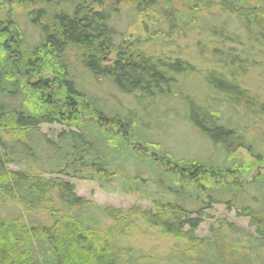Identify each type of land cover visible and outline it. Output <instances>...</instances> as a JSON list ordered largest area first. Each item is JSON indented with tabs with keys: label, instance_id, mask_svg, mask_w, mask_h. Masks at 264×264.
<instances>
[{
	"label": "trees",
	"instance_id": "1",
	"mask_svg": "<svg viewBox=\"0 0 264 264\" xmlns=\"http://www.w3.org/2000/svg\"><path fill=\"white\" fill-rule=\"evenodd\" d=\"M121 1L132 5L135 20L118 44L109 26L113 10L45 0L23 24L0 3V211L18 205L0 215V264H143L123 244L138 220L184 241L171 252L173 264H259L264 174L249 183L235 177L264 166V132L248 139L250 127L264 121L263 96L242 81L253 66L264 68L256 60L264 58V0ZM214 8L228 18L206 33L217 41L211 54L221 69L204 74L209 94L199 99L189 83L197 68L169 63L145 45L182 34ZM175 109L220 152L218 161L177 157L146 132L145 117L174 118ZM55 124L64 130L42 132ZM140 164L146 174L136 172ZM60 175L150 200L153 209L124 215L101 207ZM249 188L256 195L249 197ZM222 203L249 217L256 234L221 220L211 238L198 237L206 211ZM37 211H45L44 222L26 219Z\"/></svg>",
	"mask_w": 264,
	"mask_h": 264
},
{
	"label": "rangeland",
	"instance_id": "2",
	"mask_svg": "<svg viewBox=\"0 0 264 264\" xmlns=\"http://www.w3.org/2000/svg\"><path fill=\"white\" fill-rule=\"evenodd\" d=\"M45 0H0L3 3L4 12L13 8L15 14L18 15L21 23L26 22V17L34 16V10L39 8H46L44 3ZM61 0H58V7H61ZM79 1V0H78ZM85 5H90L95 10H113L114 13L110 16L109 26L117 30V34L114 35V40L118 44L121 42L122 35L128 29L130 24L135 20L132 14V5H122L121 0H84ZM220 2L221 0H215ZM69 1H66L67 3ZM71 2V0H70ZM64 3V4H65ZM57 4V3H56ZM70 4V3H69ZM64 5L65 9H70L71 5ZM258 5H260L258 3ZM57 7V8H58ZM215 14H219L220 17L217 19ZM228 18L224 14L220 13L219 8H214L208 13H204L198 19L196 25L189 26L182 34L175 31L171 36L163 37H152L147 41L145 48L149 53L159 56V54L166 55V61L174 63L176 60L192 63L197 68L196 73L189 77V83L193 84L194 90L199 91V99L201 95L209 94L204 84V74H207L210 69H221L220 66L216 65L215 59L212 57V50L217 45V41H214L213 36H209L207 27L218 26L224 24ZM27 25V26H25ZM27 32L33 33L34 28L31 25L25 24ZM237 24H230L229 29L231 31H237ZM33 35V34H32ZM154 36V35H153ZM36 40V33L34 32L33 41ZM239 47V46H238ZM263 55L256 57V60L260 63L264 62ZM116 58V53L111 54L105 59V63L112 64ZM47 71V69H46ZM46 76L49 72L44 73ZM244 85L258 91L263 97L264 101V68L262 66H253L246 77L242 79ZM95 89V87H93ZM106 97V96H105ZM124 98V97H122ZM105 99V98H104ZM124 101V100H123ZM126 102V101H125ZM128 105V104H127ZM131 105V104H130ZM173 105V104H171ZM169 108V106H168ZM173 108V106H172ZM174 109V108H173ZM175 109L170 116L162 117L159 120H152L151 117H145V129L146 132L151 133L156 139L163 140L167 149L173 152L177 157L186 158H198L206 161H218L220 152L212 146L209 140L205 139L202 135L198 134V130L193 127L190 123L185 121L182 116ZM159 115V112H155V115ZM82 118L89 120L91 116L82 113ZM154 116V115H153ZM178 119V120H177ZM152 120V124L150 123ZM142 124H139L141 127ZM143 128V126H142ZM252 130L249 132L248 139L255 135L264 132V121L258 120V124L250 127ZM42 132L50 134L49 132L59 133L64 130L61 125H42ZM254 130V131H253ZM145 132V131H144ZM148 134V133H147ZM259 149H264V144ZM136 172L139 174H146L148 172L147 166L140 164L137 166ZM11 169L17 170L18 166L12 165ZM259 174H264V166L257 164L250 169L249 174L241 175V177H235V180L241 183H249L254 180ZM57 176V175H55ZM64 179L72 182L75 185L76 194L80 197H84L87 200L94 201L101 207H112L121 209L122 214L126 215L134 208L136 209H153L150 200L139 199L129 193L121 192L117 190L115 192H107L101 189L97 182L92 180H84L78 178H70L66 175H60ZM226 179V178H225ZM249 197H253L256 193L253 188L248 189ZM18 205H13L10 208L2 209L0 215L11 213ZM207 216L204 218L202 224L196 231L198 237H209L213 235L211 229L218 228L219 221L224 220L228 223L234 224L238 228L245 230L247 233L256 234V228L250 225V218L240 214V210L231 205L222 203L217 204L208 209ZM32 218V219H31ZM28 221L34 220L44 222L47 219L45 211L33 212L31 217L26 218ZM134 219V217H133ZM108 225L114 224V220H107ZM137 225V227H135ZM136 225H132L128 234L123 238V244L132 248V256L138 258L143 264H173V258L171 252L174 249H180L183 240H178L173 236H167L159 232L157 229H150L144 222L138 220ZM264 252V250H263ZM264 255V254H263ZM264 260L258 261L259 264H263Z\"/></svg>",
	"mask_w": 264,
	"mask_h": 264
}]
</instances>
